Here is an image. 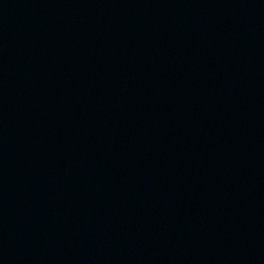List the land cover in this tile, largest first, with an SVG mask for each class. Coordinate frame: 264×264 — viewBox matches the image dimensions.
Returning a JSON list of instances; mask_svg holds the SVG:
<instances>
[{
	"label": "water",
	"instance_id": "1",
	"mask_svg": "<svg viewBox=\"0 0 264 264\" xmlns=\"http://www.w3.org/2000/svg\"><path fill=\"white\" fill-rule=\"evenodd\" d=\"M0 264H264V0H0Z\"/></svg>",
	"mask_w": 264,
	"mask_h": 264
}]
</instances>
